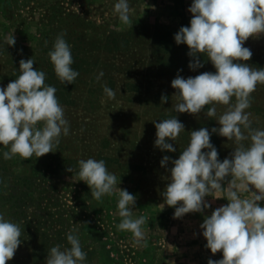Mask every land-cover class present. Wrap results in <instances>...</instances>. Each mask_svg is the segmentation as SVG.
I'll list each match as a JSON object with an SVG mask.
<instances>
[{
	"label": "rangeland",
	"instance_id": "1",
	"mask_svg": "<svg viewBox=\"0 0 264 264\" xmlns=\"http://www.w3.org/2000/svg\"><path fill=\"white\" fill-rule=\"evenodd\" d=\"M118 0H0V87L19 76V61L33 59L34 68L46 74L45 83L54 86L69 135H61L54 153L28 160L0 145V213L21 227V245L7 264H46L51 247L70 248L67 234L76 229L84 264H207L222 259L205 247L200 225L217 207L226 205L223 193L205 198L211 207L200 213L174 218L173 207L164 204L161 193L169 182L163 156L177 159L190 141V132L220 125L205 113L197 116L176 113L171 81L202 72H215L207 56L203 67H188L192 57L187 45H177L174 35L190 26L188 11L193 0H128L131 25H124L114 11ZM65 33L73 64L79 76L73 84H62L48 55L56 37ZM14 36L9 46L7 37ZM253 55L246 63L264 68V36L245 43ZM180 70V71H178ZM104 75L97 80L100 72ZM116 92L109 99L103 91ZM168 97L161 103V96ZM253 127L264 129V85L251 94ZM235 98L233 97V103ZM217 116L225 106L216 105ZM176 116L185 126L175 141V152L155 146L153 121ZM210 142L222 162L234 150L232 141L211 133ZM247 143V142H245ZM207 151V150H204ZM104 160L118 179L117 187L136 197L133 218L143 215L147 247L134 244L132 234L118 231L117 195L94 199L90 188L79 180L78 161ZM72 168L68 172L67 168ZM120 183V184H119ZM226 186V183H225ZM242 198L250 193H240ZM264 207V201L259 202Z\"/></svg>",
	"mask_w": 264,
	"mask_h": 264
},
{
	"label": "clouds",
	"instance_id": "2",
	"mask_svg": "<svg viewBox=\"0 0 264 264\" xmlns=\"http://www.w3.org/2000/svg\"><path fill=\"white\" fill-rule=\"evenodd\" d=\"M114 11L122 24L132 26L128 0H118ZM188 11L192 14L190 26H182L174 40L177 45H187V55L193 58L190 69L203 67L200 57L206 55L215 72L188 78L177 74L171 81L176 90L172 108L176 113L197 116L205 106L212 105L205 116L215 117L220 127L212 128L211 133L227 138L235 146L230 158L221 162L210 142L209 130L202 127L191 131L189 144L177 159L165 155L160 161L162 167L169 162L173 165L161 195L164 204L175 209L174 218H182L203 212L211 207L206 197L223 193L228 203L217 207L200 225L207 241L205 247L213 255L222 253V259H209L207 264H264V207L259 203L264 201V129L253 127L251 113L246 111L257 85H264V68L246 63L253 53L244 46L249 38L264 36V0H193ZM64 36L61 33L56 37L48 55L60 82L73 84L79 73L71 67L74 61ZM7 43L15 45L13 35L7 37ZM34 64L31 58L21 59L19 76L6 88L0 87V145L8 149L3 153L5 160L16 155L28 160L33 155L39 158L54 153L61 135H69V122L55 95L57 89L45 83V72L34 68ZM103 75L101 71L97 80ZM103 91L109 99H115L114 90L105 85ZM167 100V96H161V103ZM216 105L225 106L219 116ZM153 123L155 146L175 152L169 141L178 138L184 124L176 116ZM78 166L79 180L88 185L94 199L118 196L121 220L117 230L130 232L136 246L147 247L142 227L147 217L133 218L136 197L117 187V176L108 171L104 160L82 159ZM66 170L73 171L70 167ZM244 192L250 196L242 198L240 193ZM76 231L67 234L70 248L51 247L46 264H84L87 253ZM21 234V227L0 213V264L14 258L22 243Z\"/></svg>",
	"mask_w": 264,
	"mask_h": 264
}]
</instances>
